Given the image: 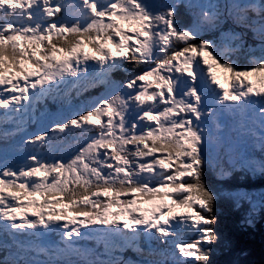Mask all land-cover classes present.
<instances>
[{"label":"snow or ice","instance_id":"1","mask_svg":"<svg viewBox=\"0 0 264 264\" xmlns=\"http://www.w3.org/2000/svg\"><path fill=\"white\" fill-rule=\"evenodd\" d=\"M219 7L200 0H0V125H16L14 132L0 130V138L26 132L24 116L65 76L75 78L77 95L100 84L112 89L90 108L23 139L22 162L0 160V246L10 237L17 249L9 264H209L218 240L216 195L204 173L215 166L223 175L224 169L208 158L213 138L206 121L218 133L221 114L238 117L237 130L261 153L246 166L264 175V2L227 6V16L253 44L233 30L218 40L202 37L218 25ZM182 8L189 13L186 25ZM85 45L95 55L84 52ZM238 53L243 64L231 58ZM89 60L98 62L94 75ZM125 61L147 67L117 85L110 75ZM77 132L84 142L68 143ZM165 199L171 205L132 207ZM120 217H126L122 228ZM59 228L63 247L17 239ZM75 238L96 239L104 251L77 248ZM128 249L142 259L114 255ZM28 252L48 259H28Z\"/></svg>","mask_w":264,"mask_h":264},{"label":"trees","instance_id":"2","mask_svg":"<svg viewBox=\"0 0 264 264\" xmlns=\"http://www.w3.org/2000/svg\"><path fill=\"white\" fill-rule=\"evenodd\" d=\"M231 1L242 3L238 0ZM179 19L183 25L188 23L189 13L186 9H180ZM228 22L222 24L223 27L219 29L220 32L208 33L207 36L201 34L202 37L218 40L221 32L231 30ZM238 32L245 33L244 39L247 44L254 43L251 34L245 29L242 28ZM231 58L237 64L244 63L243 54L238 53ZM128 67L132 71L122 77L124 82H127L129 76L142 70V68H137L133 64L128 65ZM206 126L209 129V126ZM18 143L20 141H15L12 136L8 137L7 140L0 138V160H3L4 157L7 159L12 147H17ZM18 162H21V160L18 159ZM204 182L216 195L214 205L216 224L214 229L218 240L210 247L209 264H252L255 261L262 260L264 258V209L261 211L251 210L245 198H240V203H237L234 192L238 190L248 192L259 189L264 190V175L259 174L255 176V179H251L248 175L226 177L221 174L217 175L212 167H208L205 169ZM101 199L106 198L101 197Z\"/></svg>","mask_w":264,"mask_h":264},{"label":"rangeland","instance_id":"3","mask_svg":"<svg viewBox=\"0 0 264 264\" xmlns=\"http://www.w3.org/2000/svg\"><path fill=\"white\" fill-rule=\"evenodd\" d=\"M238 1L242 3L252 2V0H238ZM200 2L201 3H213V4L219 5L220 6L219 10L222 13L220 21L218 25L215 27L216 30H214L213 28L206 29L204 31L205 34L203 32L201 34L207 36L208 33L211 34V33H215L216 31L220 32L219 29L223 27L222 24L228 21H229L228 25L231 30L237 31V32L241 31L242 28L238 25H235L232 19L227 16V6L233 4L231 0H200ZM260 2H264V0H260ZM115 39L117 40V37ZM87 51H93V50L88 49ZM216 71L219 76L220 75L219 71L218 70ZM221 82H223L222 76H221ZM111 90L112 89L107 90V92L104 95L107 96L109 91ZM220 120H221V125H224V127L230 128L229 132L225 134V141H227V145H225L223 142L219 150L215 148H211V149L208 148L211 151V156H212L211 157L208 155V158L216 163H219L220 166L223 167V164L220 162V158L224 155V159L227 162V164H230L234 168H237L238 166H244L243 168H244V171L247 172V175L251 179L253 178L255 179L253 175V171L249 170V168L246 166V163L250 158L260 159L261 153L258 156L252 157V151L249 147L251 143H248L245 135L237 130L238 121L229 120L228 118H226V113L220 118ZM206 125L210 127L209 132L211 133V135H213L214 141H216V133H215L214 125L212 124L210 120L208 123H206ZM84 139L85 138H83V141ZM71 143L75 144L76 142H71ZM221 150H223V152L225 150V152L223 154H220ZM218 152L219 154L216 155ZM67 155L68 153L66 152V156ZM157 156H160V155H157ZM147 159H151V158H147ZM213 168H215L216 172L220 171L219 168L215 166H213ZM145 175H148V174H145ZM234 196L237 199V203H240V200H239L240 198H245L251 210L261 211L264 209V190L259 189V190H252L250 192L244 191V190H238L234 192ZM159 204H164V201L158 200V201H151V202L149 201L145 203H137L136 205H134V207L136 208L140 207L141 209H143L149 206H154L156 208V206Z\"/></svg>","mask_w":264,"mask_h":264},{"label":"water","instance_id":"4","mask_svg":"<svg viewBox=\"0 0 264 264\" xmlns=\"http://www.w3.org/2000/svg\"><path fill=\"white\" fill-rule=\"evenodd\" d=\"M253 264H264V258L262 260L253 262Z\"/></svg>","mask_w":264,"mask_h":264},{"label":"bare ground","instance_id":"5","mask_svg":"<svg viewBox=\"0 0 264 264\" xmlns=\"http://www.w3.org/2000/svg\"><path fill=\"white\" fill-rule=\"evenodd\" d=\"M208 131H209V129H208Z\"/></svg>","mask_w":264,"mask_h":264}]
</instances>
